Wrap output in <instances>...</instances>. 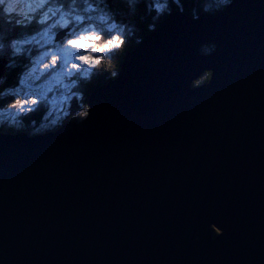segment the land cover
I'll return each instance as SVG.
<instances>
[{"label":"water","instance_id":"95a60500","mask_svg":"<svg viewBox=\"0 0 264 264\" xmlns=\"http://www.w3.org/2000/svg\"><path fill=\"white\" fill-rule=\"evenodd\" d=\"M89 103L0 133V264H264V0L172 11Z\"/></svg>","mask_w":264,"mask_h":264},{"label":"trees","instance_id":"16d2710c","mask_svg":"<svg viewBox=\"0 0 264 264\" xmlns=\"http://www.w3.org/2000/svg\"><path fill=\"white\" fill-rule=\"evenodd\" d=\"M183 3L185 8L184 13L189 17H192V8H196L199 14L217 13L211 11L213 0H208L207 6L209 11L207 12L201 11L204 5L198 2V0H183ZM89 5H91V7H89ZM33 7L36 8V11L30 14V20H24V22L19 25L5 23L3 18L0 17V78H4V82L0 84V110L9 109L6 108L5 105L15 96L9 92L8 93L10 95H8V93L4 92V89L11 88L12 90H15L18 86H20L21 78H24L27 73L31 72L30 68L32 67L33 58L39 56L40 51L51 49L52 46L50 44L46 45L45 43V48H41V50H38L35 45L36 40L39 39L38 37L43 33V31H52L54 35L53 40L56 41V39L59 38L57 41L60 42L56 44L59 46L64 43V40L69 35H74L87 24H95L102 31L104 38L108 39L111 37V32L106 28V26H108L112 21H115L117 26H121L125 20V16L122 14L127 13L128 11L125 0H43L42 3L41 0H33ZM144 7L143 3L139 5V12L135 17L136 25L139 28V31L135 32L134 35L131 33L129 34V44L124 53L123 48H114L111 52L94 54L103 55L104 60L102 61L99 69L93 70V79L91 82H84L81 80L79 73L73 74L76 86L71 87L66 94H70L72 92L79 93V91H83L85 97L82 104L78 103L77 96H71V99H69V113L73 118H81L77 116V113L82 110H87V101L92 91L112 80L107 79L108 74H111L118 68L120 70L125 54L128 51L133 50L138 45L135 43V36L144 37L151 32L147 30L146 22L141 23L139 21V15L144 11ZM172 9V11L177 10L175 5H172ZM60 14L65 15V18L62 21L55 19L57 16L59 17ZM77 16H82L84 18L83 22L77 20ZM101 16L105 17L103 21L100 19ZM162 20L157 23V27L161 24ZM65 22H67V27H61L60 25ZM129 27H131V24H129ZM12 40H16L18 42L17 47L20 48L19 53L11 47ZM38 43L39 42H37V44ZM98 72L104 73L100 74ZM45 75L47 76L48 72L45 73ZM209 76V72H204L194 81V83L200 84L205 82L209 79ZM42 78L43 77L39 76V82L31 78L32 81L29 83H44ZM68 81L70 82V80ZM60 87L61 86H59L58 89H60ZM43 104H46L45 101ZM43 104L39 103V107L36 112H29L23 115L17 113L16 115L26 123L34 121L36 126L41 124L51 126L52 118H48V106ZM11 119L12 117L8 116L5 118V121L1 123L6 124V122L11 121ZM59 120H65L64 123L70 121L78 122L75 119H67L65 116L59 118Z\"/></svg>","mask_w":264,"mask_h":264},{"label":"clouds","instance_id":"9594fccd","mask_svg":"<svg viewBox=\"0 0 264 264\" xmlns=\"http://www.w3.org/2000/svg\"><path fill=\"white\" fill-rule=\"evenodd\" d=\"M43 0H41V3ZM127 4L128 11L122 15L125 16L124 23L120 26L119 31H115L117 24L115 21H112L109 24V31L111 32V37L108 39L104 38L102 31L95 24H87L80 31L76 32L74 35H69L65 40L62 49H71L74 53L73 57L67 60L64 73L68 76H71L75 73L80 74L81 80L84 82H91L93 79V70L99 69L101 67L102 61L104 60L103 55H94L96 53H106L111 52L114 48L120 49L123 48V53L127 49L129 44V34H135L139 31V28L136 25L135 17L139 12V5L144 4V11L139 15V21L141 23L146 22V27L148 31H155L157 23L162 20L166 15H170L172 12V5L176 6V9L180 12H184V3L183 0H125ZM202 3L204 7L201 11L207 12L209 8L207 6L208 0H198ZM232 3V0H213V5L211 7L212 12L223 11ZM91 7V5H89ZM36 8L33 7V0H0V17L3 18L5 23H12L14 25H19L24 22V20H30V14L35 12ZM191 15L193 19H197L199 12L196 8L191 9ZM77 20L83 22L82 16H77ZM100 19L103 21L104 16H101ZM131 24V27H129ZM61 27H67V22L62 23ZM126 35V39H125ZM142 36H135V43L139 44L142 42ZM118 41V43H117ZM17 41H11V47L17 52H20V48L17 47ZM217 45L215 42H206L201 45L199 52L202 55H210L215 52ZM122 53V54H123ZM60 60V55L56 52H52L50 55V60L41 65L42 69H48L50 66H55ZM204 72V71H203ZM100 74L104 72H98ZM203 74V73H202ZM200 74V75H202ZM119 75V68L113 71L111 74H108L107 79H115ZM199 75V76H200ZM198 76V77H199ZM192 80L191 86L193 88L203 86L206 83L210 82L213 77V69L211 78L202 82L200 84L194 83L198 78ZM4 82V78H0V84ZM20 83L23 84L24 80L21 78ZM11 91V88H5L4 92L8 93ZM77 95L78 103L82 104L85 100L84 92L79 91ZM40 103V98L36 95H21L17 94L13 99L9 100L5 105L6 108L15 110L19 114L23 115L34 110L35 106H38ZM90 104V103H89ZM92 105L90 104L89 110H82L77 113L78 117L73 118L70 113L66 112L65 117L67 119H75L78 122H83L90 117ZM65 120H53L51 126L41 124L39 127H32L34 121L25 122L24 120L17 119L5 123H0V132L16 134L19 132H24L29 137H33L37 134H43L45 131H55L57 127L62 126ZM211 223L205 229L211 230L212 238L215 239L218 236H221L224 232V229L219 226L217 230H213ZM196 239H199V234L197 232Z\"/></svg>","mask_w":264,"mask_h":264},{"label":"rangeland","instance_id":"374dc122","mask_svg":"<svg viewBox=\"0 0 264 264\" xmlns=\"http://www.w3.org/2000/svg\"><path fill=\"white\" fill-rule=\"evenodd\" d=\"M65 18V15L60 14L59 17L57 16L55 19L62 21ZM106 28L109 30V25L106 26ZM115 31L120 30V26H117ZM80 31V30H79ZM39 39L36 40V46L38 50H41L45 48L46 45H51V49L46 51H40L39 56H36L33 58L32 67L30 68L31 72L27 73L25 77L23 78L24 83L18 86L15 90H12L9 92L12 95H36L40 98V103L43 104L45 101L48 106V118L52 120H59V118L64 117L65 113H69V106L68 101L71 99V96H77L76 94L78 92H72L70 94H66L67 91L71 88L76 86V82L73 79V75L68 76L64 73V68L66 65L67 60L71 59L74 55L73 51L71 49H62L61 46H57L56 44L60 41L53 40L54 35L51 32H48L47 30L43 31V33L38 37ZM37 42H39L37 44ZM41 42V44H40ZM43 43V44H42ZM52 52H56L60 55V60H58L57 64L55 66H50L48 69H42L41 65L48 62L50 60V55ZM48 72V75L46 76L45 73ZM32 76V77H30ZM39 76L43 77L44 83H36V84H30L29 82L32 81V79L39 82ZM66 76V77H65ZM32 78V79H31ZM70 80V82L68 81ZM73 80V81H72ZM60 87V89H58ZM57 87V88H56ZM58 89V90H56ZM66 91V92H65ZM52 92V93H51ZM8 93V95H10ZM39 106H35L34 110L32 112H36L38 110ZM18 112L12 109L7 110H0V123L5 121V118L8 116H11L12 120L21 119L18 118L16 115ZM22 120V119H21ZM40 126V125H39ZM36 126V124H32V127H39Z\"/></svg>","mask_w":264,"mask_h":264},{"label":"bare ground","instance_id":"6f19581e","mask_svg":"<svg viewBox=\"0 0 264 264\" xmlns=\"http://www.w3.org/2000/svg\"><path fill=\"white\" fill-rule=\"evenodd\" d=\"M37 29V28H36ZM23 60V59H22ZM26 61V60H25Z\"/></svg>","mask_w":264,"mask_h":264},{"label":"snow or ice","instance_id":"6c2138e0","mask_svg":"<svg viewBox=\"0 0 264 264\" xmlns=\"http://www.w3.org/2000/svg\"><path fill=\"white\" fill-rule=\"evenodd\" d=\"M117 43H118V41H117Z\"/></svg>","mask_w":264,"mask_h":264}]
</instances>
